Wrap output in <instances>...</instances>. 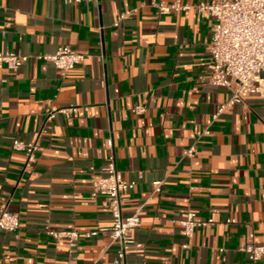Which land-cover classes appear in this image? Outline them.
Listing matches in <instances>:
<instances>
[{
    "label": "crops",
    "instance_id": "obj_1",
    "mask_svg": "<svg viewBox=\"0 0 264 264\" xmlns=\"http://www.w3.org/2000/svg\"><path fill=\"white\" fill-rule=\"evenodd\" d=\"M152 1L176 0H0V51L31 55L0 68V204L21 217L16 232H0V264H122L105 196H92L111 139L117 168L136 182L124 214L144 203L128 264H249L240 247L264 244V95L221 109L230 92L208 81L214 18ZM63 44L92 57L69 71L35 57ZM17 137L40 142L34 166L12 147ZM188 211L215 222L187 238ZM65 229L79 232L76 245L49 232Z\"/></svg>",
    "mask_w": 264,
    "mask_h": 264
},
{
    "label": "built area",
    "instance_id": "obj_2",
    "mask_svg": "<svg viewBox=\"0 0 264 264\" xmlns=\"http://www.w3.org/2000/svg\"><path fill=\"white\" fill-rule=\"evenodd\" d=\"M68 4H78L83 0H59ZM152 5L160 12L171 10L186 11L196 7L203 15L214 18L213 34L208 45V50L213 61L212 73L208 81L216 86L225 87L230 92L229 100L221 107L237 102H244V94L260 93L264 95V0H203L193 6L176 0L171 5L152 1ZM133 9L131 12H136ZM128 16L121 15V19ZM120 21L115 24L119 25ZM31 55L9 50L0 51V68L7 67L13 70L19 69L29 60ZM38 59L52 62L56 68L69 71L79 64L84 63L92 55L77 52L68 44L58 47L54 53L35 55ZM75 106L54 109L47 115V121L51 120L56 112H62L69 116L75 111ZM133 112L144 113L147 110L145 102L136 104ZM113 141L109 140L112 152L109 154L101 168H93L92 196H105L102 206L108 209L113 216V226L109 229L112 243H117V261L128 264L126 261V244L132 238L133 233L142 224L141 211L144 203L139 204L134 211L125 215L123 205L128 202L127 192L136 185L134 181H127L117 168L116 156L113 151ZM12 147L22 150L26 155V167H32L38 161L40 142L27 141L14 138ZM195 146L187 150V156L193 157ZM160 183L156 191H160ZM181 233L191 238L199 226L213 224V218L203 220L197 217L194 211H188L181 219ZM236 222L235 218H228L227 223ZM21 225V217L18 212L12 210L9 201L0 204V232H16ZM56 238H67L70 246L76 245L79 232L75 229L50 230ZM96 232H92L95 234ZM185 247L188 244H184ZM240 250L246 253L249 264H256L264 258V244H259L249 239Z\"/></svg>",
    "mask_w": 264,
    "mask_h": 264
}]
</instances>
